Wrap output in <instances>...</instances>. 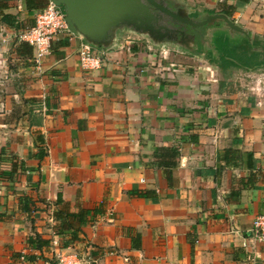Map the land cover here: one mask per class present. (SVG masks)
Returning a JSON list of instances; mask_svg holds the SVG:
<instances>
[{"label":"crops","instance_id":"0c3cea01","mask_svg":"<svg viewBox=\"0 0 264 264\" xmlns=\"http://www.w3.org/2000/svg\"><path fill=\"white\" fill-rule=\"evenodd\" d=\"M165 1L264 44V0ZM48 2L0 0V264L50 259L52 240L99 264H264L249 238L264 214L262 69L176 64L127 25L94 46L98 69L80 67L81 33L36 67L17 37Z\"/></svg>","mask_w":264,"mask_h":264},{"label":"water","instance_id":"95a60500","mask_svg":"<svg viewBox=\"0 0 264 264\" xmlns=\"http://www.w3.org/2000/svg\"><path fill=\"white\" fill-rule=\"evenodd\" d=\"M64 12L65 21L72 34L81 33L84 40L94 46H106L113 38L112 31L122 25L147 34L156 42H173L189 47L194 36H187L176 24L192 30L222 21L227 28L247 35L238 25L223 14L208 15L201 20L185 15L182 10L171 8L165 0H49ZM164 17L170 21H164Z\"/></svg>","mask_w":264,"mask_h":264},{"label":"built area","instance_id":"2783aa9c","mask_svg":"<svg viewBox=\"0 0 264 264\" xmlns=\"http://www.w3.org/2000/svg\"><path fill=\"white\" fill-rule=\"evenodd\" d=\"M64 12L60 7L50 1L39 10L33 22L18 35V40L27 43L33 49V61L39 67L45 57L51 53L52 44L63 37H71ZM78 61L84 70L100 68L102 59L96 54L95 48L88 43H80L78 48ZM264 85V81L262 82ZM249 238L264 243V214L256 216L249 230ZM53 255L50 259H40L35 264H99L100 255H95L94 248L87 246L82 252H65V248L52 240ZM24 259V256L21 257Z\"/></svg>","mask_w":264,"mask_h":264},{"label":"trees","instance_id":"16d2710c","mask_svg":"<svg viewBox=\"0 0 264 264\" xmlns=\"http://www.w3.org/2000/svg\"><path fill=\"white\" fill-rule=\"evenodd\" d=\"M191 17L197 20L203 19L195 14ZM208 29L211 32L207 38L205 32ZM190 30L194 36L192 46L186 48L190 54L202 57L210 64L221 67H234L243 71L264 69V44L259 38H251L249 34L244 35L231 31L222 21H214L212 24L200 28L198 32L191 28ZM61 42L59 40L56 43L61 44ZM29 50L31 53V46H29ZM47 244L48 242L42 241L38 237L28 239V246L31 248H39Z\"/></svg>","mask_w":264,"mask_h":264},{"label":"rangeland","instance_id":"374dc122","mask_svg":"<svg viewBox=\"0 0 264 264\" xmlns=\"http://www.w3.org/2000/svg\"><path fill=\"white\" fill-rule=\"evenodd\" d=\"M163 48L167 49L168 51V56L169 58L172 60L173 63L176 64H180V65H191L192 63V58H202L196 55H192L190 54V52H188L186 50V47L180 43L177 42H165L163 43ZM263 52H264V48H263ZM261 71H263L264 73V69H262ZM261 84V90L264 92V85Z\"/></svg>","mask_w":264,"mask_h":264},{"label":"flooded vegetation","instance_id":"af4514ba","mask_svg":"<svg viewBox=\"0 0 264 264\" xmlns=\"http://www.w3.org/2000/svg\"><path fill=\"white\" fill-rule=\"evenodd\" d=\"M164 21L167 22V23H169V24H172L165 17H164ZM176 27L179 28V29H181V30H184L187 36H190V35L193 34V32L190 30V28L188 26H182L180 24H176ZM178 40H180V35L179 34H176L175 35V39L173 40V42H177Z\"/></svg>","mask_w":264,"mask_h":264}]
</instances>
